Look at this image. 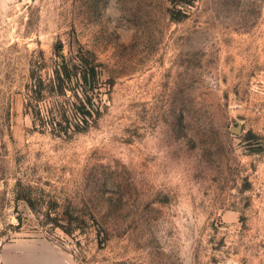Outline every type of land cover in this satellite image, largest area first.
<instances>
[{
  "label": "rangeland",
  "instance_id": "1",
  "mask_svg": "<svg viewBox=\"0 0 264 264\" xmlns=\"http://www.w3.org/2000/svg\"><path fill=\"white\" fill-rule=\"evenodd\" d=\"M0 264H264V0H0Z\"/></svg>",
  "mask_w": 264,
  "mask_h": 264
},
{
  "label": "trees",
  "instance_id": "2",
  "mask_svg": "<svg viewBox=\"0 0 264 264\" xmlns=\"http://www.w3.org/2000/svg\"><path fill=\"white\" fill-rule=\"evenodd\" d=\"M74 63L72 64V67L69 69L68 66L63 65V69L65 71V76L62 75L60 69L61 66L58 67L57 71V78H58V87H62L60 85L61 83L70 82L73 83L75 81H79L83 84L81 87L83 94L86 97V101L81 100L82 102V109L77 110V117H78V123L73 124L70 122L69 117L67 116L66 112H60L59 118L60 122L66 123L67 129L62 130L65 133L66 131H72V132H79L82 127L80 126V123H83L85 126L89 124V120L93 119L94 112L91 110L94 107L93 98L96 97V91L99 88L100 85V77H99V66L96 65L93 62H90L89 60H84L83 58L77 57V59L73 60ZM63 95V94H62ZM88 107V110H87ZM53 115V114H52ZM51 125H59L62 127L61 123H57L54 120V116L50 119Z\"/></svg>",
  "mask_w": 264,
  "mask_h": 264
}]
</instances>
